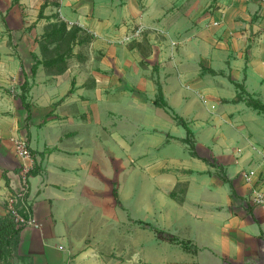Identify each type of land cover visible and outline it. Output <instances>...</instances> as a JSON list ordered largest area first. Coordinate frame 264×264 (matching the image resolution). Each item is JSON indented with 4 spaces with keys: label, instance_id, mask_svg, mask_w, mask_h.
Wrapping results in <instances>:
<instances>
[{
    "label": "crops",
    "instance_id": "obj_1",
    "mask_svg": "<svg viewBox=\"0 0 264 264\" xmlns=\"http://www.w3.org/2000/svg\"><path fill=\"white\" fill-rule=\"evenodd\" d=\"M35 2L45 17L10 31L22 39L0 62V218L21 165L14 138L28 139L35 163L29 202L40 228L21 231L20 264H264V207L250 202L253 184L241 176L255 170L264 189L253 150L264 154V114L234 102L238 83L264 104V0ZM39 21L78 36L61 53V74L43 64ZM138 25L168 37L110 43ZM158 84L170 109L154 104ZM173 111L188 123L198 157L182 141L187 131L163 129L181 126ZM134 181L140 219L122 205ZM156 212L158 227L149 222Z\"/></svg>",
    "mask_w": 264,
    "mask_h": 264
},
{
    "label": "rangeland",
    "instance_id": "obj_2",
    "mask_svg": "<svg viewBox=\"0 0 264 264\" xmlns=\"http://www.w3.org/2000/svg\"><path fill=\"white\" fill-rule=\"evenodd\" d=\"M19 0H0V62H2V59H4L2 51L5 49V47H9L13 51H16V48L20 45L18 42L19 37L12 36L9 34L11 30H16L18 28H26L27 30L36 28L35 22L36 19L40 16V14L44 15V10L42 13V10L39 12V6L36 4L35 0H26V3L19 4ZM55 1H53L54 3ZM39 14V15H38ZM59 14V13H58ZM22 20V21H20ZM42 21H39L38 29L42 32L43 30L51 29L50 26L42 25ZM25 24H28V26H25ZM1 29L3 31H1ZM77 35L73 34H67L63 40L55 47L50 46L44 53H42L43 59H48L50 57L55 56L58 53H67L69 50L73 49L76 44ZM29 42V41H28ZM34 43L29 42V45H32ZM33 58L36 61V57L33 56ZM163 129H166L167 131H170L172 134L176 136H186V129L182 126H176L174 128L173 126H170L169 128L167 126H164ZM154 138L158 141H162L163 137L162 135H154ZM191 142L194 143V137H191ZM177 145H173V148ZM172 147V146H171ZM171 147H168L171 149ZM181 149V146L178 145V150ZM193 162V161H192ZM195 162V161H194ZM119 167V166H118ZM128 167V166H127ZM194 167V166H193ZM132 188L134 189L133 197L130 200H127L124 196V201L122 202L125 207L129 208L130 214L136 218L140 219L142 216H144L140 212V196H136V194L140 192L141 190V183L140 181H134ZM149 188H151V185H153V181H150ZM184 187V185H181L180 187H177V190H180ZM154 195L152 193L148 194V201L150 206H155L154 204ZM145 217V216H144ZM157 221V212L154 215L152 213L149 214V222H153L155 226L158 227V224L155 223ZM152 230V229H150ZM159 231V230H158ZM156 231V232H158ZM168 236V235H167ZM165 237V236H164ZM161 247H159V250ZM20 259L18 258L17 254L13 250V248L10 245H5L4 243H0V264H20Z\"/></svg>",
    "mask_w": 264,
    "mask_h": 264
},
{
    "label": "built area",
    "instance_id": "obj_3",
    "mask_svg": "<svg viewBox=\"0 0 264 264\" xmlns=\"http://www.w3.org/2000/svg\"><path fill=\"white\" fill-rule=\"evenodd\" d=\"M67 25L69 28L73 26L70 22H68ZM213 25L216 26L218 23H214ZM151 34L168 37V33L163 29L138 25L131 27L124 36L111 40L110 43L128 46L134 43L143 42V40ZM170 45L173 49H176L178 46L182 45V41L170 40ZM13 143L16 155L20 159L21 165L19 171L16 172L10 182L12 193L5 202L7 213L10 214L17 226H21L23 228H40V224L34 217L31 204L29 202L30 175L35 168L30 144L27 138H14ZM253 150L260 155L262 163L264 164L263 152L255 147H253ZM241 176L247 184H253L250 202L254 206L264 207V189L259 184V181L255 182L257 172L255 170H243Z\"/></svg>",
    "mask_w": 264,
    "mask_h": 264
},
{
    "label": "trees",
    "instance_id": "obj_4",
    "mask_svg": "<svg viewBox=\"0 0 264 264\" xmlns=\"http://www.w3.org/2000/svg\"><path fill=\"white\" fill-rule=\"evenodd\" d=\"M42 13H43V8H42ZM41 17H43V14H40V18ZM51 26H52L51 29H48L46 33L38 41L42 53H44L52 45L57 46L67 34H74L73 32L69 33L67 31V26L64 23L51 25ZM43 64L48 72L53 73V74H61L64 71H66L68 67L67 55L58 53L53 57L45 59L43 61ZM36 70H37V66L34 65L32 68V73L35 74ZM235 86L238 90V93H237V100H235L234 102L244 101L247 104V106L256 110L260 114H264V104L260 100L255 99L252 95L246 92L243 85L235 83ZM21 90H22V94L20 98L22 100V103L28 109L29 105L27 103V94L30 90V85L27 80L21 86ZM154 104L156 106L170 109L168 104L164 101L162 88L159 84H158V95H157L156 100L154 101ZM172 115H173L174 120L179 125L183 126L187 131L188 137L182 141L189 146L191 155L193 157H198V154L195 151L194 143L191 142V137H193V133L191 129L189 128L188 123L178 114H176L174 111L172 112ZM224 181L227 182V179L224 178ZM114 195L117 198V202L120 203L118 199V194L116 191H114ZM23 229H24L23 227L17 226L15 224L13 218L8 213L5 217L0 218V243H4L5 245L7 244L10 245L15 251V253L17 254L19 259L21 257L18 254V248H19V243H20L21 231ZM158 234L159 236L164 237V232L158 231ZM167 237H168V240L171 242L177 241V239L174 236L168 235Z\"/></svg>",
    "mask_w": 264,
    "mask_h": 264
}]
</instances>
